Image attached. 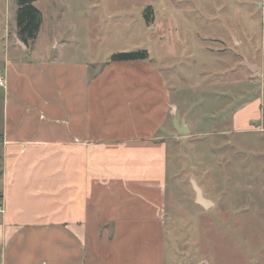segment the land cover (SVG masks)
Returning <instances> with one entry per match:
<instances>
[{"label":"crops","instance_id":"crops-1","mask_svg":"<svg viewBox=\"0 0 264 264\" xmlns=\"http://www.w3.org/2000/svg\"><path fill=\"white\" fill-rule=\"evenodd\" d=\"M249 66L260 99L235 131L264 120V29ZM2 76L0 264H169V142L187 137L163 70L69 56L9 62Z\"/></svg>","mask_w":264,"mask_h":264},{"label":"rangeland","instance_id":"rangeland-1","mask_svg":"<svg viewBox=\"0 0 264 264\" xmlns=\"http://www.w3.org/2000/svg\"><path fill=\"white\" fill-rule=\"evenodd\" d=\"M34 7L42 24L25 50L15 41L16 0H0L1 77L18 60L104 63L147 51L191 132L169 142V264H264V120L233 127L235 114L260 99L249 65L260 64L264 0H35ZM3 129L0 87V171ZM191 180L213 207L194 203Z\"/></svg>","mask_w":264,"mask_h":264},{"label":"trees","instance_id":"trees-1","mask_svg":"<svg viewBox=\"0 0 264 264\" xmlns=\"http://www.w3.org/2000/svg\"><path fill=\"white\" fill-rule=\"evenodd\" d=\"M34 2L35 0H16L19 8L17 35L25 45H29L30 42H34L37 39L42 24V15L34 7ZM148 11L152 12L151 9H148ZM150 21L151 19L148 15L147 22ZM148 59L149 54L147 51H139L113 55L110 62L147 61Z\"/></svg>","mask_w":264,"mask_h":264},{"label":"water","instance_id":"water-1","mask_svg":"<svg viewBox=\"0 0 264 264\" xmlns=\"http://www.w3.org/2000/svg\"><path fill=\"white\" fill-rule=\"evenodd\" d=\"M175 127L179 134L181 135H189L190 131L187 129V127L184 124L179 125L178 119L175 120ZM193 188L196 193V202L198 205L202 206L204 209L208 210L212 207V202L206 200L202 196V191L199 189V187L196 185V183L192 182Z\"/></svg>","mask_w":264,"mask_h":264},{"label":"built area","instance_id":"built-area-1","mask_svg":"<svg viewBox=\"0 0 264 264\" xmlns=\"http://www.w3.org/2000/svg\"><path fill=\"white\" fill-rule=\"evenodd\" d=\"M0 87H5V80H4V78L3 77H1V75H0ZM3 212V209H2V205L0 204V213H2Z\"/></svg>","mask_w":264,"mask_h":264}]
</instances>
